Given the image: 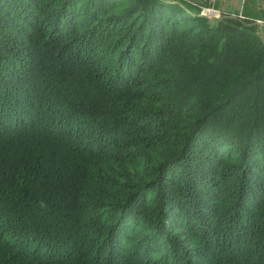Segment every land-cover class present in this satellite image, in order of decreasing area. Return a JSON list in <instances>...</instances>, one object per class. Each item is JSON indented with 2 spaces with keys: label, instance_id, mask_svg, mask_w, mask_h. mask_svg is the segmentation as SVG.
Returning <instances> with one entry per match:
<instances>
[{
  "label": "trees",
  "instance_id": "16d2710c",
  "mask_svg": "<svg viewBox=\"0 0 264 264\" xmlns=\"http://www.w3.org/2000/svg\"><path fill=\"white\" fill-rule=\"evenodd\" d=\"M218 2L0 0V264H264V6Z\"/></svg>",
  "mask_w": 264,
  "mask_h": 264
},
{
  "label": "rangeland",
  "instance_id": "374dc122",
  "mask_svg": "<svg viewBox=\"0 0 264 264\" xmlns=\"http://www.w3.org/2000/svg\"><path fill=\"white\" fill-rule=\"evenodd\" d=\"M220 2L226 7L228 11L235 13L237 10L239 11L242 7H247L250 4L252 7L258 8L264 6V0H221ZM257 29L264 37V23H258Z\"/></svg>",
  "mask_w": 264,
  "mask_h": 264
},
{
  "label": "built area",
  "instance_id": "2783aa9c",
  "mask_svg": "<svg viewBox=\"0 0 264 264\" xmlns=\"http://www.w3.org/2000/svg\"><path fill=\"white\" fill-rule=\"evenodd\" d=\"M221 0H206L207 5H203L201 7V14L207 16V17H217L220 15V10L215 6V3ZM240 15V14H239ZM256 23H264L263 19H257Z\"/></svg>",
  "mask_w": 264,
  "mask_h": 264
},
{
  "label": "crops",
  "instance_id": "0c3cea01",
  "mask_svg": "<svg viewBox=\"0 0 264 264\" xmlns=\"http://www.w3.org/2000/svg\"><path fill=\"white\" fill-rule=\"evenodd\" d=\"M219 2H220V1H219ZM224 7H225V6H224ZM225 8H226V7H225ZM226 10H227V9H226ZM240 10H241V9H240ZM240 10H239V11L237 10V12H240ZM237 12H236V13H237ZM233 13H235V12H233Z\"/></svg>",
  "mask_w": 264,
  "mask_h": 264
}]
</instances>
